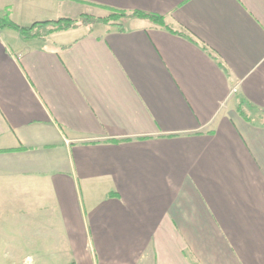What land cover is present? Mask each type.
<instances>
[{"label":"crops","instance_id":"1","mask_svg":"<svg viewBox=\"0 0 264 264\" xmlns=\"http://www.w3.org/2000/svg\"><path fill=\"white\" fill-rule=\"evenodd\" d=\"M109 9L0 30V264H264V0H0Z\"/></svg>","mask_w":264,"mask_h":264},{"label":"trees","instance_id":"2","mask_svg":"<svg viewBox=\"0 0 264 264\" xmlns=\"http://www.w3.org/2000/svg\"><path fill=\"white\" fill-rule=\"evenodd\" d=\"M108 15L105 17H95L90 14H81L77 18H65L61 17L55 20H46L40 22H34L28 26H19L8 17V15H0V30L11 29L18 32L25 39H46L50 34L58 31H65L68 29H74L78 27H86L88 25L104 24L108 26H115L118 30H125L126 21L130 18L137 17L142 19H150L154 23L163 26L170 31L178 34H182L181 31H177L171 28L160 15L142 13L138 11L126 12L123 10L109 9ZM87 33L91 32L88 29ZM237 111L240 115L248 118L245 112L242 110L241 104H238ZM260 117L264 118V111L260 112ZM26 148L19 146L17 148L8 149L10 151L24 150Z\"/></svg>","mask_w":264,"mask_h":264},{"label":"rangeland","instance_id":"3","mask_svg":"<svg viewBox=\"0 0 264 264\" xmlns=\"http://www.w3.org/2000/svg\"><path fill=\"white\" fill-rule=\"evenodd\" d=\"M108 15V14H107ZM107 15H105V16H107ZM94 16V15H93ZM105 16H101V17H105ZM95 17H100V16H95ZM128 21V20H127ZM126 21V22H127ZM98 24H95V25H88V26H86L88 29H91V31H93L94 30V28L97 26ZM126 25V24H125ZM86 27H82L83 29H82V31L85 33V32H87L88 30L86 29ZM78 32H71V34H69V35H76Z\"/></svg>","mask_w":264,"mask_h":264}]
</instances>
